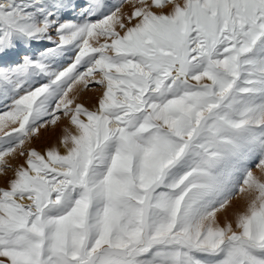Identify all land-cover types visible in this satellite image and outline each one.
Returning <instances> with one entry per match:
<instances>
[{
    "label": "snow or ice",
    "instance_id": "snow-or-ice-1",
    "mask_svg": "<svg viewBox=\"0 0 264 264\" xmlns=\"http://www.w3.org/2000/svg\"><path fill=\"white\" fill-rule=\"evenodd\" d=\"M0 178V264H264V0H0Z\"/></svg>",
    "mask_w": 264,
    "mask_h": 264
},
{
    "label": "rangeland",
    "instance_id": "rangeland-1",
    "mask_svg": "<svg viewBox=\"0 0 264 264\" xmlns=\"http://www.w3.org/2000/svg\"><path fill=\"white\" fill-rule=\"evenodd\" d=\"M93 90H88L86 94L82 97V101L85 103H89V97L92 95ZM61 129V127L58 126H51L47 129V131L43 132V136L41 140L35 141L37 147H42L44 143L48 142V135L53 134L55 131ZM3 184V179L0 178V185Z\"/></svg>",
    "mask_w": 264,
    "mask_h": 264
},
{
    "label": "bare ground",
    "instance_id": "bare-ground-1",
    "mask_svg": "<svg viewBox=\"0 0 264 264\" xmlns=\"http://www.w3.org/2000/svg\"><path fill=\"white\" fill-rule=\"evenodd\" d=\"M61 135V129L55 131L53 134L48 135V142L55 143L59 136Z\"/></svg>",
    "mask_w": 264,
    "mask_h": 264
}]
</instances>
